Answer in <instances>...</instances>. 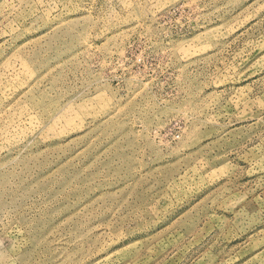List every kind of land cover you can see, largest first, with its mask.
Returning <instances> with one entry per match:
<instances>
[{"label":"rangeland","instance_id":"obj_1","mask_svg":"<svg viewBox=\"0 0 264 264\" xmlns=\"http://www.w3.org/2000/svg\"><path fill=\"white\" fill-rule=\"evenodd\" d=\"M0 264H264V0H0Z\"/></svg>","mask_w":264,"mask_h":264}]
</instances>
